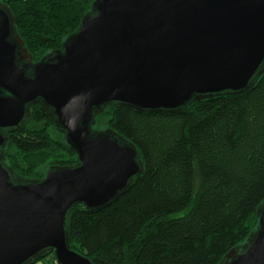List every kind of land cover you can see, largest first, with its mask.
Here are the masks:
<instances>
[{"label":"water","instance_id":"95a60500","mask_svg":"<svg viewBox=\"0 0 264 264\" xmlns=\"http://www.w3.org/2000/svg\"><path fill=\"white\" fill-rule=\"evenodd\" d=\"M264 73V0H95L60 50L34 62L0 1V264H93L73 250L72 208L99 210L142 170L134 145L92 132L111 104L181 112L248 91ZM41 102L76 155L22 179L6 164L7 136ZM245 242L218 264H264V200Z\"/></svg>","mask_w":264,"mask_h":264},{"label":"trees","instance_id":"16d2710c","mask_svg":"<svg viewBox=\"0 0 264 264\" xmlns=\"http://www.w3.org/2000/svg\"><path fill=\"white\" fill-rule=\"evenodd\" d=\"M34 62L60 50L95 0H0ZM92 132L134 145L143 170L114 202L75 205L70 246L93 264H218L255 230L264 200V73L246 92L193 103L181 112L111 104ZM6 164L22 179L71 167L76 155L41 102L7 136ZM54 255L46 254L33 264Z\"/></svg>","mask_w":264,"mask_h":264},{"label":"rangeland","instance_id":"374dc122","mask_svg":"<svg viewBox=\"0 0 264 264\" xmlns=\"http://www.w3.org/2000/svg\"><path fill=\"white\" fill-rule=\"evenodd\" d=\"M39 264H54V261L49 257L48 259L40 262Z\"/></svg>","mask_w":264,"mask_h":264},{"label":"built area","instance_id":"2783aa9c","mask_svg":"<svg viewBox=\"0 0 264 264\" xmlns=\"http://www.w3.org/2000/svg\"><path fill=\"white\" fill-rule=\"evenodd\" d=\"M54 264H56V263L54 262Z\"/></svg>","mask_w":264,"mask_h":264}]
</instances>
